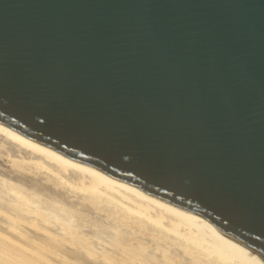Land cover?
<instances>
[{
	"label": "water",
	"instance_id": "water-1",
	"mask_svg": "<svg viewBox=\"0 0 264 264\" xmlns=\"http://www.w3.org/2000/svg\"><path fill=\"white\" fill-rule=\"evenodd\" d=\"M0 124L264 261V0H0Z\"/></svg>",
	"mask_w": 264,
	"mask_h": 264
},
{
	"label": "bare ground",
	"instance_id": "bare-ground-1",
	"mask_svg": "<svg viewBox=\"0 0 264 264\" xmlns=\"http://www.w3.org/2000/svg\"><path fill=\"white\" fill-rule=\"evenodd\" d=\"M113 250L117 257H107ZM0 264L264 261L191 211L72 162L0 124Z\"/></svg>",
	"mask_w": 264,
	"mask_h": 264
},
{
	"label": "rangeland",
	"instance_id": "rangeland-1",
	"mask_svg": "<svg viewBox=\"0 0 264 264\" xmlns=\"http://www.w3.org/2000/svg\"><path fill=\"white\" fill-rule=\"evenodd\" d=\"M108 237H109V238H108ZM110 237H111V236H107V239L113 240V238H110ZM114 241H115V240H114ZM121 241H122V242H121ZM123 241H124V240H120V243H121L120 245L123 244L122 246H123V247H124V246L126 247L128 244H126V241H125V242H123ZM117 243H119V242H117ZM111 251H112V250H111ZM113 252H114V253H113ZM113 252H112L113 254H110V252H109V253H108L109 255H107V257H110V255L113 256V257H115L114 254H115V255L118 254V253H116V251H114V250H113ZM107 257H106V258H107ZM116 257H117V255H116Z\"/></svg>",
	"mask_w": 264,
	"mask_h": 264
}]
</instances>
